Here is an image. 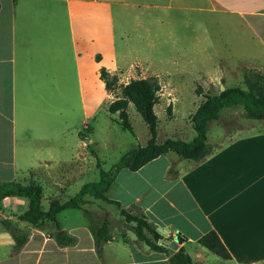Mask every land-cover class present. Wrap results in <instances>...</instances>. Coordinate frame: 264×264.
Wrapping results in <instances>:
<instances>
[{
  "label": "crops",
  "instance_id": "0c3cea01",
  "mask_svg": "<svg viewBox=\"0 0 264 264\" xmlns=\"http://www.w3.org/2000/svg\"><path fill=\"white\" fill-rule=\"evenodd\" d=\"M153 26H166L174 35L178 56L148 48L152 45L144 41ZM211 27H221L219 40ZM188 43L195 49L190 56L185 53ZM162 58L170 68L161 67ZM202 58L217 59V70H204ZM224 59L264 69V0H0V181L35 183L42 197L46 184L49 201L68 200L62 195L74 177L71 169L81 166L80 147L63 149L71 135V90L79 91L83 123L89 122L91 92L105 85L102 67L124 76L133 75L137 66L186 76L196 68L215 77L226 71V64L234 65ZM80 130L78 126L74 133L85 145ZM245 136L239 146H214L199 162L186 163L169 151L138 170L122 168L107 195L144 214L161 232L181 235L179 248L195 264H264V126ZM171 166L176 173H170ZM26 198L0 202L16 212L0 217L29 234L17 249L0 218V264H171L169 252L177 251L153 250L132 230L117 225L99 251L88 222L71 219L69 224L59 221L77 241L62 245L52 231L19 219L29 207ZM21 203L24 209L17 210ZM211 229L232 258L211 255L198 243Z\"/></svg>",
  "mask_w": 264,
  "mask_h": 264
},
{
  "label": "rangeland",
  "instance_id": "374dc122",
  "mask_svg": "<svg viewBox=\"0 0 264 264\" xmlns=\"http://www.w3.org/2000/svg\"><path fill=\"white\" fill-rule=\"evenodd\" d=\"M219 29L221 27H211V33L216 36L217 40L220 39L221 34ZM152 31L150 39L144 41L152 45L148 46L150 50L157 51L159 54L167 53V55L178 56V52H175V49L179 48L180 43L175 40L173 34H169L166 31V26H153ZM144 32V30L141 31V35L144 36ZM140 44H143V42L141 41ZM216 44L220 45L222 43L219 42ZM185 53L190 56V54L195 53V49L192 48L191 51L188 43V49ZM169 59L171 61L174 60L173 57ZM163 60L166 62L161 63V67L168 66L170 68L171 64H168L167 58H162L161 61ZM202 60L205 61L204 70L209 71V73L217 70L218 66L215 65L217 59L206 61L202 58ZM224 60L234 64V59ZM195 70H192V74L188 76L175 73L159 75L149 67L137 66L133 75L124 76L123 74H114L117 77V84L113 89H106L103 83L101 89L97 87L96 90H92V99L86 108L87 120L89 122L85 123H83L85 112L80 102L79 91L71 90V135L68 137L69 140L64 142L63 149L68 151V149L73 150L80 147L76 155L81 159V166L76 164L74 169H71L74 177L68 184L67 191L62 195V198L69 199L75 196L84 184L98 181L100 179L101 169L115 172V165L123 154L133 148L147 144L150 138L148 125L133 103H129L128 106L129 120L134 130L133 133L122 127L119 113H111L109 111V106L116 97L122 96V86L132 79H136L133 76H136L137 73L146 78L157 77L161 85V89L158 91L159 100L155 105V112L159 118L157 142H163L167 138L185 141L192 140L196 136L192 116L199 105L205 101L206 94L219 93L223 85L225 87L238 86L244 89L253 88L257 92L264 93V69L258 70L254 66L240 65L239 63H235L234 65L226 64V71L215 77L203 76L197 72L196 68ZM178 86H181V88L176 89ZM198 90L202 92L198 93ZM261 125L264 126V120L248 118L243 105L238 104L225 107L221 111L220 118L210 124L208 142L213 146H218L217 148L219 149L227 148L231 145L239 146V144H243V139L246 137L247 131ZM78 126L82 132V136L80 137L85 145L80 144V139L74 133V130ZM40 147H43L42 142ZM92 150L96 151L97 156L92 154ZM233 150L236 151L237 148L233 147ZM97 158L100 159L101 166L97 165ZM186 161H188L186 163H191L192 160L186 159ZM44 188H46V193L42 197V206L43 209H48L50 201L48 200L47 193L51 187L49 185L46 187L45 184ZM85 199L86 202L82 207L90 209L100 216H104L108 212L109 215L114 213L109 217L112 225L126 227L124 224L125 220L115 204L95 199L90 195H86ZM9 205H12V203ZM17 206V210L24 209V204L22 203L17 204ZM134 213L137 214V211H134ZM14 214H16L14 210H8V208L0 205V215L9 217ZM70 219L77 223L88 222L82 209H68L59 215V220L63 224H69L68 221ZM41 227L47 229L49 232L54 231V226L51 222H46ZM210 253L211 255L217 256L212 251ZM217 257L219 258L220 256Z\"/></svg>",
  "mask_w": 264,
  "mask_h": 264
},
{
  "label": "trees",
  "instance_id": "16d2710c",
  "mask_svg": "<svg viewBox=\"0 0 264 264\" xmlns=\"http://www.w3.org/2000/svg\"><path fill=\"white\" fill-rule=\"evenodd\" d=\"M100 77L105 82L106 89H113L117 84V77L111 75L105 67L100 69ZM160 89L161 85L157 77L132 79L122 86V96L110 104L109 111L119 113L122 127L133 133L134 130L128 113L129 103H133L148 125L150 133L146 145L133 148L120 157L115 165V172L101 169L98 181L84 184L75 196L66 201L52 199L48 210L42 208L41 186L35 183L24 184L17 181H0V202L10 196L29 198V207L19 216V219L38 226L51 222L55 228L51 236H54L62 245H73L76 243L77 238L63 230L58 214L69 208L82 209L88 220V227L93 234L96 246L100 251L105 242L112 240V222L108 214L100 216L94 211L82 207L86 202L85 196L90 195L95 199L117 205L124 217L126 228L132 230L139 241L144 242L153 250L169 252L170 249L160 243L163 233L153 222L149 221L144 214L133 213L130 209L123 207L120 201L108 197L107 192L114 182L115 173L122 168H129L132 171L138 170L146 163L169 151L175 152L184 159L202 161L214 152V146L208 142V130L210 124L220 118L221 111L225 107L241 104L248 118L263 120L264 93L257 92L253 88L244 89L235 86L225 87L224 90L216 94H206L205 101L199 105L192 116V122L196 130V136L192 140L167 138L163 142H157L159 118L155 112V105L159 100L158 91ZM201 92V90H198V93ZM79 135L82 136L81 131ZM92 154L97 156L95 150H92ZM97 165L101 166L98 158ZM169 171L172 174L176 173L174 166H171ZM1 222L4 228L13 235L16 248H21L29 234L10 219L4 218ZM198 243L222 258H232L230 251L214 229L202 235L198 239ZM169 261L171 264H195L184 247L172 253L169 252Z\"/></svg>",
  "mask_w": 264,
  "mask_h": 264
},
{
  "label": "water",
  "instance_id": "95a60500",
  "mask_svg": "<svg viewBox=\"0 0 264 264\" xmlns=\"http://www.w3.org/2000/svg\"><path fill=\"white\" fill-rule=\"evenodd\" d=\"M224 89H225V86L223 85L222 86V90H224ZM116 99H117V97H116ZM87 141H89V140H87ZM0 218H1V220L4 219L3 216H1ZM162 233H163V238L160 239V243L162 245H165L167 247H170L173 250H178L179 244L182 243L183 240H184L183 237L181 235H179V234L176 235V236H174V237H171L168 234L167 231H162Z\"/></svg>",
  "mask_w": 264,
  "mask_h": 264
}]
</instances>
